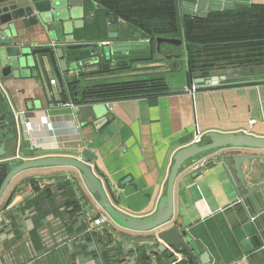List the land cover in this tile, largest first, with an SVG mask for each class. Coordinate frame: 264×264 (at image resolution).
Here are the masks:
<instances>
[{
	"label": "crops",
	"instance_id": "obj_1",
	"mask_svg": "<svg viewBox=\"0 0 264 264\" xmlns=\"http://www.w3.org/2000/svg\"><path fill=\"white\" fill-rule=\"evenodd\" d=\"M60 1L65 18L55 17L46 23L47 31L41 24L27 26L22 20L15 21L17 43L32 49L43 48L38 52H53L55 71L47 57L46 72L39 61L23 74L12 69L4 75L0 67V90L20 119L24 134L16 144L14 158H81L83 150L93 151L95 158L89 163L112 204L129 215L145 217L156 211L165 193L175 153L194 143L197 132L204 139L212 131L264 137V70L236 79L241 82L209 87L195 84V89L186 70L185 82L168 85V92L156 96L92 103L66 99L65 79L81 73L104 71L102 80H127L165 70L162 61L151 64L146 61L138 70L122 68L111 72L100 66L93 70L94 66L80 64L65 71L57 49L63 48L67 61L75 55H89L86 50H68L62 45L68 41L66 35L71 41L104 40L108 19L92 0ZM235 1L238 0H206L196 3L194 9L208 11ZM13 2L2 3L0 7ZM10 12L0 10V31H9V25L2 22ZM119 29L124 38H141L125 23H119ZM88 76L79 77L82 84L89 81ZM24 118L33 121L30 133L24 129ZM14 147L13 140L7 141V155L0 160L10 158L8 153ZM237 154L261 156L245 161L243 169L251 185L263 182L264 150L241 148H222L200 155L189 161L176 179L174 216L164 229L182 226L196 264H203L204 252L212 264H264V247L246 252L224 213L240 197L226 169L232 163L229 157ZM201 160L207 163L196 167ZM32 178L38 179L42 192L32 188ZM62 182H71V191L69 187H57ZM102 212L98 196L88 189L76 168L40 167L21 172L0 202V264H140L139 248L146 245L159 248L162 243L157 237L159 229L131 231L113 221L96 229L97 236L89 234L91 220ZM106 227L111 231L105 232ZM116 243L122 244V249L113 250ZM107 249H112L113 261L105 260L103 251ZM159 251L161 254L152 255V264H175V261L189 264L186 254L177 253L173 247Z\"/></svg>",
	"mask_w": 264,
	"mask_h": 264
},
{
	"label": "water",
	"instance_id": "obj_2",
	"mask_svg": "<svg viewBox=\"0 0 264 264\" xmlns=\"http://www.w3.org/2000/svg\"><path fill=\"white\" fill-rule=\"evenodd\" d=\"M1 11H11L4 18L3 24L9 25V31H0V67L2 73L6 75L12 69L16 74H23L24 70L39 61L42 69L46 72L44 58H48L51 68L55 71L53 52H36L30 46L17 43L18 32L15 21L22 20L27 26L41 24L43 30L47 31L46 23L57 18H65L66 11L60 0H17L9 5L0 7ZM52 12V13H50ZM1 24V22H0ZM108 34L106 39L100 41H71L62 43L68 50H86L89 55L72 56L69 61L65 59L63 48L56 50L61 65L65 71L76 68L77 65L94 66L93 70L100 67L106 71L115 72L122 68L138 70L143 68L142 63L153 56L154 48L156 52L163 56V60H168L169 68L173 71L187 69L190 83L201 84L204 87L222 85L230 81H237L255 73L257 70H264V66L255 68L227 67L201 70L192 72L188 57V43L181 38L157 37L154 47L150 40L143 38H124L120 34L119 23L113 19L108 20ZM167 43L174 46L185 45L186 63L183 62L182 53L165 54L162 52V44ZM100 66V67H99ZM20 126V119L17 118L12 109L8 106L7 98L0 90V157L7 155L5 143L13 140L15 147L10 158L0 160V165H7L10 171L0 187V202L12 182L21 172L32 168L40 167H73L82 173V178L88 189L99 198V204L111 217L112 221L124 229L137 232L158 230L157 237L161 240L159 249L166 250L173 247L177 253H184L190 256L196 264V256L188 241L186 232L181 229V225H172L165 228L174 216V190L178 174L186 164L192 159L222 148L264 150V137L251 135L244 132L220 133L209 132L203 142L192 143L178 150L170 167L165 193L161 197L157 209L151 215L137 217L129 215L115 207L103 185L101 179L96 176L89 162L95 158L94 152L83 150L81 158L72 156H47L33 159L20 160L14 158L16 144L23 136ZM264 157V156H263ZM261 158L253 154H237L229 157L231 165L227 164V173L240 193L237 201L229 204L224 213L228 218L235 234L241 241L246 252L264 247V181L251 185L246 179L243 165L245 161ZM235 171V173H234ZM12 197L6 202L5 208L10 203ZM203 264H208L211 259L208 253L201 256Z\"/></svg>",
	"mask_w": 264,
	"mask_h": 264
},
{
	"label": "trees",
	"instance_id": "obj_3",
	"mask_svg": "<svg viewBox=\"0 0 264 264\" xmlns=\"http://www.w3.org/2000/svg\"><path fill=\"white\" fill-rule=\"evenodd\" d=\"M15 0H0V4ZM104 16L118 23L127 24L131 31L137 32L143 39L150 40L156 46L157 37L181 38L188 43V57L192 72L227 67L264 66V2L254 3L238 0L223 7L208 11L194 9L196 3L206 0H92ZM165 54L178 53L174 45L162 44ZM43 48L36 47L35 51ZM154 48L153 56L147 62H159ZM104 72V71H102ZM101 71L74 78H66L64 97L77 103H92L116 99L156 96L169 91V86L162 72H147L135 75L127 80L100 79ZM82 75H89V81L82 84ZM88 76V77H89ZM98 76V77H96ZM82 84V85H81ZM10 167L0 165V187L8 175ZM37 193L42 192L38 179L30 180ZM72 183L62 182L57 187H69ZM48 192L51 189L47 190ZM111 231L109 227L105 232ZM89 234L97 236V231ZM113 250L122 249L116 243ZM112 249L103 251L106 261H113ZM140 264H152V255L161 254L157 246L146 245L138 249ZM187 262L193 263L187 256ZM186 261L174 262L185 264ZM194 264V263H193Z\"/></svg>",
	"mask_w": 264,
	"mask_h": 264
},
{
	"label": "built area",
	"instance_id": "obj_4",
	"mask_svg": "<svg viewBox=\"0 0 264 264\" xmlns=\"http://www.w3.org/2000/svg\"><path fill=\"white\" fill-rule=\"evenodd\" d=\"M52 83H55V81H52ZM193 89H195V86L193 87ZM23 126H24L25 131L27 133H30L33 130L34 124H33V121L31 119L24 118ZM203 140H204L203 135L201 133L197 132V135L195 136V142L194 143H200V142H203ZM206 163H207L206 160H201L195 166L196 167L204 166ZM0 218H1V215H0ZM111 222H112L111 217L104 211L91 220L89 227L87 228V231H94L100 227H103L104 225L110 224ZM208 264H212V263H208Z\"/></svg>",
	"mask_w": 264,
	"mask_h": 264
},
{
	"label": "rangeland",
	"instance_id": "obj_5",
	"mask_svg": "<svg viewBox=\"0 0 264 264\" xmlns=\"http://www.w3.org/2000/svg\"><path fill=\"white\" fill-rule=\"evenodd\" d=\"M175 48L178 51V53H182L183 54V57H184L183 58V62L185 64L186 63V48H185V45L175 46ZM169 63L170 62L168 60H162V62L160 63V64H163L162 68L165 71H162L161 74H162L163 77H165L167 84L169 86H173L175 84L185 82L186 79H187V75L185 73L186 70H187L186 67H184V69L182 71H173V70H170ZM150 64H151V62H150ZM145 67H147V66H145ZM143 74H145V73H143ZM111 79H113L114 81L121 80V78H111ZM123 79H125V78H123Z\"/></svg>",
	"mask_w": 264,
	"mask_h": 264
}]
</instances>
